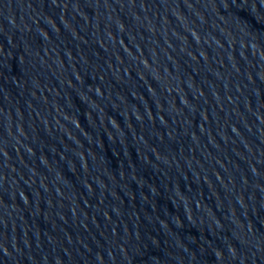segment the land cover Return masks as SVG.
Segmentation results:
<instances>
[{"label": "water", "instance_id": "water-1", "mask_svg": "<svg viewBox=\"0 0 264 264\" xmlns=\"http://www.w3.org/2000/svg\"><path fill=\"white\" fill-rule=\"evenodd\" d=\"M0 264H264V0H0Z\"/></svg>", "mask_w": 264, "mask_h": 264}]
</instances>
